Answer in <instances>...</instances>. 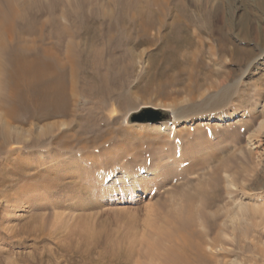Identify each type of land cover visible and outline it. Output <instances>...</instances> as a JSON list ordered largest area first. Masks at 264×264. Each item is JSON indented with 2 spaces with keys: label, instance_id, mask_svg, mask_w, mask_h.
I'll list each match as a JSON object with an SVG mask.
<instances>
[{
  "label": "rangeland",
  "instance_id": "374dc122",
  "mask_svg": "<svg viewBox=\"0 0 264 264\" xmlns=\"http://www.w3.org/2000/svg\"><path fill=\"white\" fill-rule=\"evenodd\" d=\"M84 1L88 11L105 6V0L97 2L99 9L94 0ZM254 1L169 0L171 17L199 21L179 40L169 35L179 64L195 63L197 81L181 74L182 81L157 92L160 76L150 79L167 66L159 61L152 67L151 55L162 43V32L155 34L157 45L136 51L141 56L132 74L101 114L112 137L106 145L83 149L73 141L63 150L50 144L45 123L15 124L16 141L0 154V264H159L127 253L159 241L169 211L183 215L190 199L197 239L213 262L264 264V15ZM72 2L20 5L45 18L52 7L73 12ZM223 3L225 20L205 19ZM243 19L249 21L245 31L238 27ZM80 105L89 108L84 100ZM149 109L168 116L166 131L132 120ZM70 119L53 120L54 131L72 132L76 123L65 126ZM38 136L41 144L29 148ZM201 188L203 196L217 198L204 209Z\"/></svg>",
  "mask_w": 264,
  "mask_h": 264
},
{
  "label": "bare ground",
  "instance_id": "6f19581e",
  "mask_svg": "<svg viewBox=\"0 0 264 264\" xmlns=\"http://www.w3.org/2000/svg\"><path fill=\"white\" fill-rule=\"evenodd\" d=\"M31 1L0 0V154L16 141L12 130L17 123L34 127L45 123L47 132L44 133L50 135V144L63 150L70 149L73 141L80 143L83 149L88 148L89 143L102 146L111 142L112 137L107 136L108 133L102 128L108 121L101 114L107 102L117 96L116 87L124 85L132 74L136 59L141 56L136 51L157 45L155 34L162 32V43L156 53L151 55L152 67L155 68L159 61L167 66L163 75H155L150 79L154 81L160 76L157 92H165L162 90L163 84L172 87L174 83L182 81L181 74H187L188 79L197 81L193 74L195 63L188 58L179 64L176 60L179 49L176 45H169L172 42L169 35L179 40L181 33L189 34L193 29L191 23L196 27L199 21L190 19L191 16L189 19L171 17L169 0H105V6L101 9L97 7L99 0H94L99 10L90 11L86 10L84 0H65L72 2L73 12L52 7L45 18L21 8L20 4L26 7ZM254 2L261 7L264 15V0ZM174 6L182 9L183 3L175 1ZM224 7V3L211 7L209 13L205 12V19L216 16L219 21L225 20ZM248 23V20L243 19L239 21L238 27L245 31ZM253 28L257 31L256 27ZM185 42L187 46L188 41ZM176 67L179 74L167 71ZM83 100L89 107L86 110L80 105ZM172 115L174 120L178 119L177 113L176 116ZM64 117L71 118L65 126L76 123L73 133L54 131L57 122L52 121ZM144 125L147 124L141 127ZM167 127L164 122H158L151 129L166 131ZM86 134L91 135L89 140L82 141ZM39 138L31 140L29 148H37L41 144ZM19 167L14 166V171L19 172ZM205 190L201 188L198 191L202 192V209L217 200L215 195L203 196ZM185 210L181 216L169 211L165 219L167 227L157 230L159 241L154 239L156 242L148 243L144 250L132 249L127 255L148 258L159 264H219L204 252L205 248L199 242L202 239H197L200 233L196 232V209L191 199ZM214 226L217 225L213 223V229ZM165 242L168 244L164 245Z\"/></svg>",
  "mask_w": 264,
  "mask_h": 264
},
{
  "label": "water",
  "instance_id": "95a60500",
  "mask_svg": "<svg viewBox=\"0 0 264 264\" xmlns=\"http://www.w3.org/2000/svg\"><path fill=\"white\" fill-rule=\"evenodd\" d=\"M167 118L168 116L163 114L161 111L149 109V110H144L140 114L133 116L132 120L137 122L158 123V122L166 121Z\"/></svg>",
  "mask_w": 264,
  "mask_h": 264
}]
</instances>
